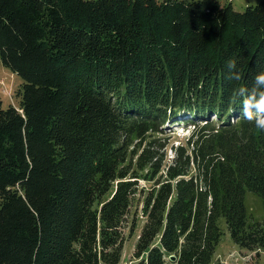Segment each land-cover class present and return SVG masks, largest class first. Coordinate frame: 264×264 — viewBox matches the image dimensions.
Returning a JSON list of instances; mask_svg holds the SVG:
<instances>
[{
	"label": "trees",
	"instance_id": "1",
	"mask_svg": "<svg viewBox=\"0 0 264 264\" xmlns=\"http://www.w3.org/2000/svg\"><path fill=\"white\" fill-rule=\"evenodd\" d=\"M0 63L23 80L0 98V264H121L126 226L140 264H214L221 219L264 251V130L237 96L264 0H0ZM165 123L194 127L168 162Z\"/></svg>",
	"mask_w": 264,
	"mask_h": 264
},
{
	"label": "rangeland",
	"instance_id": "2",
	"mask_svg": "<svg viewBox=\"0 0 264 264\" xmlns=\"http://www.w3.org/2000/svg\"><path fill=\"white\" fill-rule=\"evenodd\" d=\"M223 2L232 1L233 6L236 10H243L248 4H256L260 0H222ZM23 84V80L20 76L13 73L9 68L5 67L0 63V98L3 101L5 108L10 105H18L19 98L16 96V92L20 89ZM165 132L160 137L165 138L167 147V162L174 157L172 151L173 146H179L189 138V132L194 130V127H190L187 123H165L162 127ZM189 129V131L187 130ZM140 190H144L147 186L145 181H140ZM143 188V189H142ZM140 195V192H139ZM245 205L248 214L252 217L253 222L264 221V207L262 199L255 193L247 191L245 195ZM142 200L137 198L132 208L131 217L133 215L139 216L142 221ZM220 228L222 230V238L219 245L216 248L214 257V264H264V251H259L260 256L257 257V252H250L243 250L234 244L230 237L229 230L223 219L219 221ZM125 233V244L123 249V257L121 264H140V261L134 258L135 248L137 244V238L134 235L129 237L130 227L126 226L124 229Z\"/></svg>",
	"mask_w": 264,
	"mask_h": 264
},
{
	"label": "clouds",
	"instance_id": "3",
	"mask_svg": "<svg viewBox=\"0 0 264 264\" xmlns=\"http://www.w3.org/2000/svg\"><path fill=\"white\" fill-rule=\"evenodd\" d=\"M229 66L237 67L236 61H229ZM240 74L236 77L240 80ZM237 96L241 101L242 117L254 123L256 128L264 130V71H261L255 77L253 89L249 92L247 87H240ZM193 130L190 135H192Z\"/></svg>",
	"mask_w": 264,
	"mask_h": 264
}]
</instances>
